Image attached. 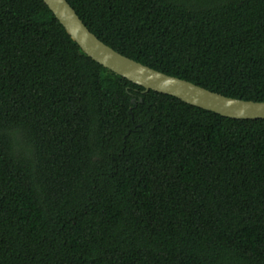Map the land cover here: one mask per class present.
<instances>
[{"label": "trees", "instance_id": "trees-1", "mask_svg": "<svg viewBox=\"0 0 264 264\" xmlns=\"http://www.w3.org/2000/svg\"><path fill=\"white\" fill-rule=\"evenodd\" d=\"M68 2L120 53L264 101V0ZM0 264H264V118L145 91L44 0H0Z\"/></svg>", "mask_w": 264, "mask_h": 264}, {"label": "water", "instance_id": "water-1", "mask_svg": "<svg viewBox=\"0 0 264 264\" xmlns=\"http://www.w3.org/2000/svg\"><path fill=\"white\" fill-rule=\"evenodd\" d=\"M44 1L86 54L117 74L143 86L145 91L154 90L169 94L191 105L231 118H264V101L226 96L145 65L120 53L98 38L68 0Z\"/></svg>", "mask_w": 264, "mask_h": 264}, {"label": "clouds", "instance_id": "clouds-1", "mask_svg": "<svg viewBox=\"0 0 264 264\" xmlns=\"http://www.w3.org/2000/svg\"><path fill=\"white\" fill-rule=\"evenodd\" d=\"M4 133L9 137L11 142V150L14 155L28 157L31 155V145L21 143L22 128L19 125H9L3 129Z\"/></svg>", "mask_w": 264, "mask_h": 264}]
</instances>
